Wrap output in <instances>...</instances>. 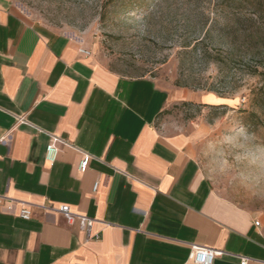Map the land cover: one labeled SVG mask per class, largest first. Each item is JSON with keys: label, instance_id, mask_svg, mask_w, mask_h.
I'll return each instance as SVG.
<instances>
[{"label": "crops", "instance_id": "crops-1", "mask_svg": "<svg viewBox=\"0 0 264 264\" xmlns=\"http://www.w3.org/2000/svg\"><path fill=\"white\" fill-rule=\"evenodd\" d=\"M84 51L0 0V264H193L194 246L223 252L213 264H264V227L215 192L196 156L198 132L157 125L183 92ZM210 95L201 103L211 106ZM60 205L95 220L91 238L46 209Z\"/></svg>", "mask_w": 264, "mask_h": 264}, {"label": "rangeland", "instance_id": "rangeland-1", "mask_svg": "<svg viewBox=\"0 0 264 264\" xmlns=\"http://www.w3.org/2000/svg\"><path fill=\"white\" fill-rule=\"evenodd\" d=\"M226 1L12 0L75 39L96 64L182 91L157 125L197 131L196 156L215 192L252 210L264 227V112L252 103L264 57L262 40L251 36L264 27V5ZM206 94L211 106L200 101ZM218 97L226 107H213Z\"/></svg>", "mask_w": 264, "mask_h": 264}, {"label": "built area", "instance_id": "built-area-1", "mask_svg": "<svg viewBox=\"0 0 264 264\" xmlns=\"http://www.w3.org/2000/svg\"><path fill=\"white\" fill-rule=\"evenodd\" d=\"M85 53L88 54V52ZM59 141L60 140L58 138H53L52 143L47 147L46 159L51 163H54L57 159L59 149L57 148L56 144ZM88 164H89V158L86 157L80 165V171L85 172L88 168ZM97 187L98 186H96L95 190H97ZM46 209L59 212L70 223L77 221L80 229L84 231L89 238H91V230L95 224V220L93 218L86 215H79L73 213L70 209V206L68 205H60L57 208L51 206V207H46ZM20 217L25 220H29L32 218V211L28 208H22V210L20 211ZM255 224L259 226L260 220L256 221ZM192 252H193L192 254L193 264H213L214 259L217 256L224 255L223 252H219L210 248L200 247V246H194ZM240 261L241 264H248L247 258H240Z\"/></svg>", "mask_w": 264, "mask_h": 264}, {"label": "trees", "instance_id": "trees-1", "mask_svg": "<svg viewBox=\"0 0 264 264\" xmlns=\"http://www.w3.org/2000/svg\"><path fill=\"white\" fill-rule=\"evenodd\" d=\"M110 1H114V0H110ZM236 0H227L226 2L231 4L233 2H235ZM243 2H247L250 3L251 5H256L258 7H262L264 5V1L263 0H241V5ZM131 4H123L122 7H129ZM242 7V6H241ZM251 36H255L257 37L259 40H262L261 43V47H262V55L264 57V27H257V29L255 30V32L251 35ZM257 47H260V45H258ZM263 68L262 69H258L257 71H255L254 73L260 78L261 80V86L259 88H256L255 90H253L252 93V103L256 106H258L261 111L264 112V62H263ZM226 104H221V105H216L213 106L215 108H223L226 107Z\"/></svg>", "mask_w": 264, "mask_h": 264}]
</instances>
